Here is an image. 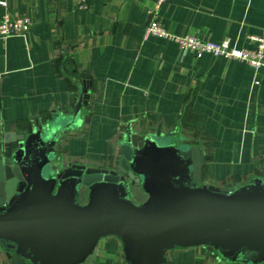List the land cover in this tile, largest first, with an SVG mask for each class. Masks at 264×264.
<instances>
[{
	"label": "crops",
	"instance_id": "0c3cea01",
	"mask_svg": "<svg viewBox=\"0 0 264 264\" xmlns=\"http://www.w3.org/2000/svg\"><path fill=\"white\" fill-rule=\"evenodd\" d=\"M5 1L0 18L7 11L30 16L32 24L24 34L0 38V161L5 134L72 112L86 80L89 110L83 107L80 117L90 119L59 136V168L117 170L130 128L199 146L207 184L264 177V66L196 56L173 39L146 35L156 0H88L85 10L72 0ZM159 18L171 34L252 48L264 26V0H170ZM167 256V264H231L203 246L174 248ZM124 262L121 241L101 238L91 264ZM0 264L13 263L0 252Z\"/></svg>",
	"mask_w": 264,
	"mask_h": 264
},
{
	"label": "water",
	"instance_id": "95a60500",
	"mask_svg": "<svg viewBox=\"0 0 264 264\" xmlns=\"http://www.w3.org/2000/svg\"><path fill=\"white\" fill-rule=\"evenodd\" d=\"M88 98L82 80L72 112L3 136L0 252L13 264H91L101 238L115 236L124 264H167L171 249L196 246L223 262L264 264V177L207 184L197 145L127 128L117 170L59 168V136L89 122L80 117Z\"/></svg>",
	"mask_w": 264,
	"mask_h": 264
},
{
	"label": "built area",
	"instance_id": "2783aa9c",
	"mask_svg": "<svg viewBox=\"0 0 264 264\" xmlns=\"http://www.w3.org/2000/svg\"><path fill=\"white\" fill-rule=\"evenodd\" d=\"M75 7L80 10L89 8L88 0H72ZM170 0H156L149 8L150 20L146 25V35H159L173 39L179 45L182 52H192L196 56L203 53H211L215 56H224L226 58L240 59L249 63L255 69L264 66V26L259 36L254 37L255 46L252 48H238L232 46L227 38L222 42H215L204 39L194 33L184 35H175L168 32L163 26L159 11L163 5L168 4ZM0 4L7 7V2L1 0ZM32 24L31 17L28 15H12L5 12L0 18V38L21 35L26 33ZM255 83H259L255 81Z\"/></svg>",
	"mask_w": 264,
	"mask_h": 264
},
{
	"label": "flooded vegetation",
	"instance_id": "af4514ba",
	"mask_svg": "<svg viewBox=\"0 0 264 264\" xmlns=\"http://www.w3.org/2000/svg\"><path fill=\"white\" fill-rule=\"evenodd\" d=\"M138 192H139V197H137V200L142 201L143 199H145L146 194L141 190H139Z\"/></svg>",
	"mask_w": 264,
	"mask_h": 264
}]
</instances>
